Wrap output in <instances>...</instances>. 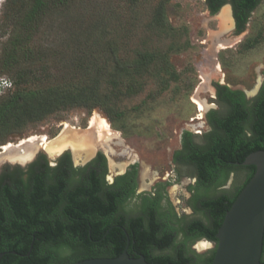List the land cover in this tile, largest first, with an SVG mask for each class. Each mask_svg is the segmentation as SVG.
<instances>
[{"label": "rangeland", "instance_id": "rangeland-1", "mask_svg": "<svg viewBox=\"0 0 264 264\" xmlns=\"http://www.w3.org/2000/svg\"><path fill=\"white\" fill-rule=\"evenodd\" d=\"M164 2L165 15L157 23L151 18L152 0H46L35 25L23 34L20 20L31 0H0V97L13 90L14 82L25 85L18 72L42 68L52 75H64L62 70L73 71L76 65L80 74L78 65L83 58L94 67L104 65L108 50L104 36L116 38L118 58L125 61L117 73L112 63L105 64L96 78L102 94L99 104L67 106L27 124L5 138L0 154L4 158V146L13 148L30 138L52 140L72 129L96 132L104 122L111 136L97 143L95 153L106 158L107 183L122 173L111 170L110 161L125 164L123 172L135 165L137 190L122 210L135 213L141 194L159 190L162 207L173 211L174 222L181 228L193 219L207 222L202 211L189 205L194 169L174 160L182 151V133L189 132L192 141L202 145L210 130L207 112H226V106L216 100L214 83L242 91L247 101L257 94L264 72V0L250 12L241 33H235L234 23L224 29L219 11L210 14L204 0ZM16 44V62L6 64ZM143 58L138 68L132 66ZM196 101L205 106L201 115ZM36 150L45 152L49 161L57 158L48 156L39 145ZM69 151L67 147L61 152ZM91 158L77 163L72 158V162L80 167ZM5 164L17 162L4 158L0 169ZM246 174L244 169L230 172L207 195L233 193ZM198 240H204L206 247L197 249L195 240L188 245L190 252L205 257L215 249L214 242Z\"/></svg>", "mask_w": 264, "mask_h": 264}, {"label": "trees", "instance_id": "trees-1", "mask_svg": "<svg viewBox=\"0 0 264 264\" xmlns=\"http://www.w3.org/2000/svg\"><path fill=\"white\" fill-rule=\"evenodd\" d=\"M152 1L151 18L159 23L165 15V2ZM205 3L210 14L229 3L234 31L241 33L259 0ZM45 5L46 0H31L20 20L23 34L35 25ZM104 42L108 49L104 65L94 67L83 58L84 63L78 65L80 74L76 65L74 72L62 70L64 75L57 72L58 76L42 68L18 72L25 85L13 81V90L0 97V144L27 124L64 107L99 104L102 94L96 78L101 70L112 63L117 73L124 65L118 58L116 38L104 36ZM17 46L6 57V64L16 62ZM143 61L131 64L138 68ZM213 87L216 100L226 106V112L208 111L210 130L204 144L194 143L190 133L184 131L182 151L174 155L176 162L194 169L189 205L194 211H202L207 222L193 219L178 228L173 211L162 210L159 190L154 196L140 195L135 213L123 211L122 205L137 187L135 165L107 183L106 161L100 152L84 166L74 167L68 152L50 165L39 151L25 167L5 164L0 169V264H71L92 257H117L126 246L130 257L143 255L151 264H210L214 249L200 257L190 252L188 245L201 238L216 243L215 233L225 212L255 171L253 165L241 163L251 152L264 150V72L260 88L250 101L242 91L227 85L216 82ZM237 169L247 174L233 193L207 195L212 186ZM65 249L70 253L64 254Z\"/></svg>", "mask_w": 264, "mask_h": 264}, {"label": "water", "instance_id": "water-1", "mask_svg": "<svg viewBox=\"0 0 264 264\" xmlns=\"http://www.w3.org/2000/svg\"><path fill=\"white\" fill-rule=\"evenodd\" d=\"M36 153L37 150L27 161L17 164L26 165ZM241 164L253 165L255 171L224 214L215 233L210 264H258L260 260L264 237V150L251 152ZM126 248L117 257H92L71 264H151L143 255L130 257Z\"/></svg>", "mask_w": 264, "mask_h": 264}, {"label": "bare ground", "instance_id": "bare-ground-1", "mask_svg": "<svg viewBox=\"0 0 264 264\" xmlns=\"http://www.w3.org/2000/svg\"><path fill=\"white\" fill-rule=\"evenodd\" d=\"M217 17L224 29L233 25L231 9L228 5H224L220 8ZM257 86L254 91L257 90ZM195 103L201 115V112L205 110V106L201 101H196ZM98 127L100 130L96 132L90 129L85 132L78 131L77 129L66 130L52 140L30 138L25 142H20L19 145L13 146V148H11V145H6L2 148V152L7 154L4 158L8 161L23 162L27 161L35 153L37 145L41 146L50 157L58 155L63 148L68 147L71 149V155L75 163L79 161L84 162L94 155L98 142L109 141L110 139L111 134L105 123H101ZM2 156L0 154V161L4 159ZM109 166L111 170L118 169L120 172L122 171V173L125 168V164H115L112 161H110ZM206 244L204 240H198L195 247L197 249H202L206 247Z\"/></svg>", "mask_w": 264, "mask_h": 264}, {"label": "flooded vegetation", "instance_id": "flooded-vegetation-1", "mask_svg": "<svg viewBox=\"0 0 264 264\" xmlns=\"http://www.w3.org/2000/svg\"><path fill=\"white\" fill-rule=\"evenodd\" d=\"M204 1H205V0H204ZM226 4H228V5L230 6V8H231V5H230L229 3H226ZM224 5H225V4H224ZM218 11H219V10H218ZM231 14H232V11H231ZM232 18H233V17H232ZM233 23H234V20H233ZM261 82H262V81H261ZM260 85H261V84H260ZM213 88H214V87H213ZM259 88H260V87H259ZM258 90H259V89H258ZM214 91H215V90H214ZM98 152H99V151H98ZM98 152H96V153L92 156V158H91L89 161H91V160L95 157V155H96ZM43 153L45 154V152H43ZM62 153H64V152H62ZM62 153H61V154H62ZM68 153L70 154V158H71V161H72V157H71L72 155H71V152L69 151ZM100 153H101V152H100ZM61 154H60V155H61ZM102 154H103V153H102ZM45 155H46V154H45ZM60 155H58L57 158H58ZM46 157H47V155H46ZM104 157H105V156H104ZM57 158H56V159H57ZM47 159H48V157H47ZM48 160H49V159H48ZM55 161H56V160H54L53 162H52V161H49V162H50V165H54V164H55ZM89 161H88V162H89ZM105 161H106V158H105ZM88 162H86V163H88ZM28 163H29V162H28ZM28 163H27V164H28ZM86 163H85V164H86ZM27 164H26V165H27ZM85 164H83L82 166H84ZM26 165H24V166L19 165V166H21V167H25ZM72 165H73V162H72ZM73 166H74V165H73ZM82 166H80V167H82ZM106 166H107V161H106ZM130 166H131V165H130ZM130 166H128L127 169H126L123 173H125V172L130 168ZM74 167H75V166H74ZM107 172H108V166H107ZM123 173H121V174H123ZM121 174H119V175H121ZM106 175H107V174H106ZM117 176H118V175H117ZM105 178H106V176H105ZM105 180H106V179H105ZM113 180H114V179H113ZM106 182H107V181H106ZM112 182H113V181H112ZM136 182H137V178H136ZM136 190H137V187H136V189H135V192H136ZM156 191H158V190H155V189H154V191H152L151 193H143V194H141V195H150V196H154V195L156 194ZM135 192H134V193H135ZM161 194H162V193H161ZM133 195H134V194H133ZM162 198H163V197H162ZM162 198H161V200H160V205H161V202H162ZM139 199H140V198H139ZM161 207H162V205H161ZM164 209H167V208H163V207H162V210H164ZM201 239H202V238H201ZM203 239H204V238H203ZM197 241H198V240H197ZM208 241H209V240H208ZM209 242L213 243L212 241H209ZM262 251H264V246H263V244H262ZM262 251H261V256H260L259 263H262V260H264V252H262ZM259 263H258V264H259Z\"/></svg>", "mask_w": 264, "mask_h": 264}]
</instances>
